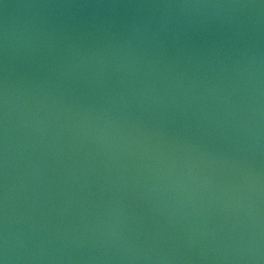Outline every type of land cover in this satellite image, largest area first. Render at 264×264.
<instances>
[{
  "label": "water",
  "instance_id": "water-1",
  "mask_svg": "<svg viewBox=\"0 0 264 264\" xmlns=\"http://www.w3.org/2000/svg\"><path fill=\"white\" fill-rule=\"evenodd\" d=\"M0 264H264V0H0Z\"/></svg>",
  "mask_w": 264,
  "mask_h": 264
}]
</instances>
